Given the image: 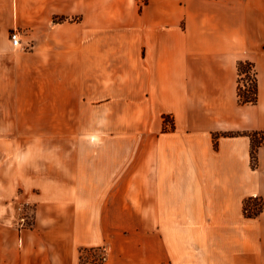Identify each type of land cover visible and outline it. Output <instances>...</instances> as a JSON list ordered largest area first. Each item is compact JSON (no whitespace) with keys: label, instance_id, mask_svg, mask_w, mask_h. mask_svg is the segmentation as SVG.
Here are the masks:
<instances>
[{"label":"crops","instance_id":"0c3cea01","mask_svg":"<svg viewBox=\"0 0 264 264\" xmlns=\"http://www.w3.org/2000/svg\"><path fill=\"white\" fill-rule=\"evenodd\" d=\"M0 61L29 89L74 91L81 137L99 139L1 181L0 264H88L99 247L103 264H264V211L243 210L264 199L247 136L264 132V0H0ZM246 62L255 105L238 103Z\"/></svg>","mask_w":264,"mask_h":264},{"label":"rangeland","instance_id":"374dc122","mask_svg":"<svg viewBox=\"0 0 264 264\" xmlns=\"http://www.w3.org/2000/svg\"><path fill=\"white\" fill-rule=\"evenodd\" d=\"M1 63L0 184L4 180L10 183L16 173L29 176L33 171L57 169L69 156L75 155L76 148L99 143L98 138L81 137L91 128V124L84 121L90 107L76 104L74 91L50 90L43 83L38 89H29L23 75L19 78L13 75L15 79L9 80L12 75ZM98 124L103 123L95 122V127ZM258 139L260 147L264 144V136ZM255 165L256 162L253 167ZM4 194V186L0 185V195ZM252 204H248L249 211H264L262 198H256ZM17 213L19 225L30 226L31 204H18ZM80 253L81 263H93L96 255L92 249Z\"/></svg>","mask_w":264,"mask_h":264},{"label":"trees","instance_id":"16d2710c","mask_svg":"<svg viewBox=\"0 0 264 264\" xmlns=\"http://www.w3.org/2000/svg\"><path fill=\"white\" fill-rule=\"evenodd\" d=\"M238 71V84H237V98L238 103L240 105H255L258 100V89H257V78H256V72L254 70V66L252 63H240L237 67ZM248 83V85H246ZM243 85V87L241 86ZM264 136V132L262 133H251L247 134V136L251 140V151H250V157L252 162V167L256 161V152L259 148L258 144V137L261 138V136ZM224 136H235L234 134H226ZM256 201V198H250L245 201L243 210L244 214L248 218H254L256 217L260 212L249 211L248 204H252Z\"/></svg>","mask_w":264,"mask_h":264},{"label":"built area","instance_id":"2783aa9c","mask_svg":"<svg viewBox=\"0 0 264 264\" xmlns=\"http://www.w3.org/2000/svg\"><path fill=\"white\" fill-rule=\"evenodd\" d=\"M135 1L140 7H143L148 2V0H135ZM10 43L13 47H20L21 46L18 33L12 32L10 34ZM241 86L243 87V85H241ZM164 124H165L166 128H170L172 126V121L165 118ZM262 201H263V205H264V199H262ZM92 253H93V255H96L95 259L94 258L92 259V261H93L92 264H103L107 260V249H106V247H99L96 249H92Z\"/></svg>","mask_w":264,"mask_h":264}]
</instances>
